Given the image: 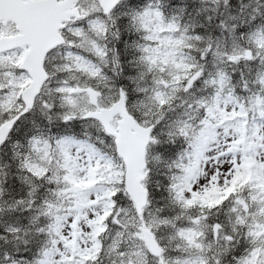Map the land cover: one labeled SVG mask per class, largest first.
<instances>
[{
	"label": "snow or ice",
	"instance_id": "obj_1",
	"mask_svg": "<svg viewBox=\"0 0 264 264\" xmlns=\"http://www.w3.org/2000/svg\"><path fill=\"white\" fill-rule=\"evenodd\" d=\"M0 264H264V0H0Z\"/></svg>",
	"mask_w": 264,
	"mask_h": 264
}]
</instances>
